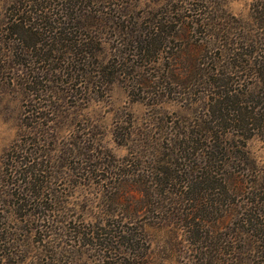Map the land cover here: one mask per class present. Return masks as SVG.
Segmentation results:
<instances>
[{
	"label": "trees",
	"instance_id": "trees-1",
	"mask_svg": "<svg viewBox=\"0 0 264 264\" xmlns=\"http://www.w3.org/2000/svg\"><path fill=\"white\" fill-rule=\"evenodd\" d=\"M133 1L61 0L55 10L53 3L49 8L47 0H39V8H49L50 14L27 7L21 13L23 1L17 10L20 14L6 23L13 48L20 51L13 50L10 40L8 46L3 45L6 40L0 41V77L13 69V61L21 67L24 58L30 57L34 71L17 69L22 72V89L32 88L31 84L37 88L44 79L64 83L66 78L72 81L73 92H78L83 85L89 90L112 84L125 69L149 66L162 75L144 78L143 86L151 88L155 97L165 95L167 86H177L180 97L184 95L189 103L197 91L195 97L200 99L193 101L199 103L200 116L182 134L175 128L139 134L140 143L161 147L167 157L148 158L157 167L155 178L151 171L143 176L133 172L143 158L138 153L111 166L98 163L99 155H94L91 163L92 144L86 145L90 139L68 141L59 149V133L38 129L44 142L39 148L29 152L18 146L3 161L0 181L11 187L9 195L19 212L10 221L36 220L64 238L69 229L74 246L87 240L102 264H154L147 256L152 251L149 227L170 224L193 238L190 254L195 257L188 264H264V173L254 168L248 180L236 171L238 165L254 163L246 151L248 141L264 138V0H251L247 19L229 13L226 0H154L151 15L144 20L134 17ZM94 5L102 10L93 11ZM110 34H115L114 40H108ZM189 39L200 50L195 64L184 60L183 50L173 45ZM25 43L35 52L28 53ZM60 45L67 54L66 69L47 68V61H59L52 53L59 52ZM181 63L185 71H180ZM35 72L37 76L30 75ZM52 142L58 145L53 150ZM159 143L174 156L163 152ZM57 151L66 159L59 166L67 170L61 175L46 172L48 167L55 168L49 161ZM81 157L85 159L79 168L82 173L74 174L77 169L70 170L67 160ZM78 175L87 177L96 195H101L94 199L110 208L88 232L76 231L74 225L67 228L68 217L62 215L60 186ZM232 197L245 200L237 202ZM35 207L43 209L44 216L34 212ZM25 208L30 210L23 213Z\"/></svg>",
	"mask_w": 264,
	"mask_h": 264
},
{
	"label": "rangeland",
	"instance_id": "rangeland-1",
	"mask_svg": "<svg viewBox=\"0 0 264 264\" xmlns=\"http://www.w3.org/2000/svg\"><path fill=\"white\" fill-rule=\"evenodd\" d=\"M23 1L26 2L20 9L21 13L27 7V10L33 9L34 13L50 14V4H54L55 10L61 5V0H47L49 5H45V7L49 8L42 9L38 6L39 0H0V41L2 43L6 40L3 43L4 46H8L7 41L10 40L9 44L13 48L12 36L6 33V23L10 22L13 15L20 14L17 10ZM153 1L134 0L133 6H131L135 13L134 17L144 20L146 16L151 15V9L154 7ZM116 4L122 5V3ZM250 4L251 0H226L225 7L229 13L240 19H247L250 15ZM91 8L93 11L102 10L99 5H94ZM79 10L76 8L75 12L78 13ZM105 11L107 10L105 9ZM153 13L157 15V10H154ZM114 37L115 34H110L108 40H114ZM42 39L45 41V37ZM111 44L113 43L111 42ZM175 44L173 45L183 50L184 60H191L192 64H195L196 60L200 59V50L196 48L194 39ZM24 45V48L28 49V53L35 52V48L28 47L27 43ZM58 49L59 52L52 54L57 56L59 61H47V68L52 66L66 69L65 47L60 45ZM13 50L17 53L20 51L16 48ZM20 60L22 61V58ZM24 60L26 61H23L21 67L15 65L13 61V69L9 68L3 77H0V174L3 161L13 154L18 146L26 147L30 152L44 143L42 134L38 135L39 131H37L41 128L42 131L48 130L50 134H53L51 132L60 134L59 149L68 141L80 142L90 139V145H88L89 142L86 145L91 146L92 144L88 150L91 163H93L94 155H99V158L95 160L98 163L106 162L111 166L123 163L131 156L132 152L138 153L143 158L133 168V172L143 176L148 175L151 171L155 178L157 167L151 165L148 158H155V155L158 159L167 157L160 150L161 147L140 143L139 134L141 132L153 134L154 128L160 132H169L175 128L176 133L180 130L182 134L187 130V126L200 116L199 103L193 101L200 99V97H195L197 91L194 92L195 95H190L189 103L184 95L180 97L177 86H167L165 95L157 97L151 88L143 86L144 78L162 75V72L156 74L150 71L149 66L127 69L128 71L125 69L126 73L117 76L114 83H106L95 89L96 86H92L88 90L86 85H83L78 92H73L72 81L66 82V78H63L64 83L61 81L54 83L44 79L43 85L42 83L38 84L39 87L35 88L31 84L32 88L28 87V90H24L22 89L24 81L20 78L22 72L17 69L28 70V73L34 71V63H30V57L24 58ZM40 64L43 65L44 61ZM183 66L181 63L180 71H185V66ZM36 72L30 75L37 76ZM53 78L57 80L56 77ZM32 89L34 94L30 91ZM43 123L48 125L41 127ZM127 138L130 140L129 142ZM51 144L48 143L52 150L58 146L55 142ZM159 144L163 146L162 143ZM163 147V152L174 156L173 151L165 150L166 147ZM94 149L95 152H91ZM246 151L250 161L254 163L238 165L236 171L250 180L252 177L248 174L254 168L261 169L264 173V138L256 136L249 140ZM53 156L55 159L49 161V166L52 165L55 168L48 167L46 172L56 171V173L60 172V175L62 172L65 173L66 169L59 170L66 163L65 157L59 151ZM67 162L70 164V170L77 169L74 174L82 173L79 168H82L81 165L85 163L84 157L79 160L70 159ZM70 180L72 182L67 181L60 186L64 193L62 198L64 201L62 212L64 213L62 215L68 217L65 219V226L67 228L76 226V231L88 232L92 225L100 221L104 211L110 210V208H104L99 199H94L101 198V195H96L97 190L90 185L87 177L78 175ZM10 190L11 187L3 185V182L0 181V264H102L87 240L76 243L77 245L74 246L75 237H72L73 234L69 232V229L66 232V238H64L60 235L57 237L56 233L52 234L41 225L43 223L36 220L24 223L10 221L13 213L19 214L14 209L16 203L9 195ZM237 198L232 197L237 202L245 200L244 197L238 198L239 200ZM25 209L23 213L30 210L29 208ZM33 210L41 216L45 214L43 209L35 207ZM71 220L73 223L69 225ZM143 220L146 222L147 217H144ZM66 227L65 229H67ZM148 232L152 242V251L147 256L154 264H188L194 260L195 256L190 254L194 245L191 246L189 243L193 242V238L179 230L178 226L170 224L160 229L151 226Z\"/></svg>",
	"mask_w": 264,
	"mask_h": 264
}]
</instances>
